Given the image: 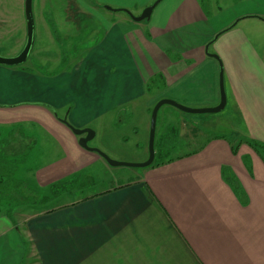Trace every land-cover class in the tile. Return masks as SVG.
Returning a JSON list of instances; mask_svg holds the SVG:
<instances>
[{
  "label": "crops",
  "instance_id": "crops-1",
  "mask_svg": "<svg viewBox=\"0 0 264 264\" xmlns=\"http://www.w3.org/2000/svg\"><path fill=\"white\" fill-rule=\"evenodd\" d=\"M169 1L142 22L91 9L97 19L92 37L62 40L74 52L51 75L0 66V123L10 128L4 150L17 163L15 172L20 158L35 157L33 129L50 133L52 150H59L33 179L36 187L55 186L52 209L23 206L11 217L0 214V264H23L30 255L42 264H264V153L246 143L264 144V59L242 31L235 32L242 21L263 28L264 14L214 15L202 5L212 0ZM82 15L66 13L65 19L79 31ZM221 32L209 47L219 61L206 46ZM220 63L230 92L225 109L238 119L227 128L235 140L213 135L171 162L101 191L82 182L79 174L110 166L82 148L68 125L93 130L94 141L98 125L104 129L100 120L124 122L128 108L146 98L148 111L163 99L215 107ZM156 80L160 87L147 95ZM189 131L199 132L183 121L177 140Z\"/></svg>",
  "mask_w": 264,
  "mask_h": 264
},
{
  "label": "rangeland",
  "instance_id": "rangeland-1",
  "mask_svg": "<svg viewBox=\"0 0 264 264\" xmlns=\"http://www.w3.org/2000/svg\"><path fill=\"white\" fill-rule=\"evenodd\" d=\"M144 1L146 2L148 0ZM151 1L154 2L145 4V2L139 3L138 0H33L34 45L28 60L21 66L27 71L41 76L51 75L53 70L60 71L58 68L60 62L67 59L66 56L69 58L70 52L71 54L74 52L70 44L64 45L62 40H67V42L71 40L81 43V41L87 39V37H92V31L90 30L97 19H95L96 15L91 13V9H96L97 12L102 14L107 13L110 17L114 16L115 18L126 19V17L129 16L128 12L132 16L138 17L143 13L144 5L151 6L157 0ZM169 2L174 1L170 0ZM202 5L207 14H211L210 11H212L214 15L218 14L220 11L227 12L228 14L237 11H243V13H255L256 11L257 13L264 14V0H212L210 4L202 2ZM208 5L211 7L208 8ZM76 11L78 14H80V12L86 14L85 16L82 15L78 17L77 24L79 23L82 26L79 31L77 25L67 23L65 19L66 13L68 17H70L74 16ZM250 22L252 21H242L235 32L242 31L247 36L257 54H260L264 59V26L263 28L250 26L248 24H254ZM84 23L85 25L88 23V27L87 25L84 26ZM26 42L27 22L25 17V0H0V56L3 58L18 56L25 48ZM213 46L214 45L211 47ZM211 51H213V49H211ZM15 68H20V66H16ZM155 86V89H157L158 86L160 87V80H156L149 84L147 95H149V91H153L152 88ZM225 92L226 96L228 95L230 97L229 90L225 88ZM155 94L156 92L151 95L154 96ZM147 100L146 98L139 102L138 107L133 105L132 108H128L127 112H130V114H124V122L122 118H117L113 126L112 121H109L112 120L109 116L100 120L99 124L103 123L104 129L98 125V139L92 140L90 144L96 145L94 148L105 153L113 161L131 164H139L147 161L149 157L151 117L154 109L153 107L148 111L145 106ZM186 107L192 108L191 106ZM231 110L232 109L228 106L227 109L218 114L194 115L182 112L170 105L162 106L158 112L157 119L155 140L156 153L159 151L161 142L160 133L165 134V129L169 126V128L176 132L178 130L180 131L183 121L189 123L193 129H198L199 132H196V134L198 133L197 135L190 131L188 134L183 132L181 136L184 139L177 140L175 137V139L170 140L168 143L171 147L167 154L168 157L184 155L186 152L196 149L198 145L205 142L213 135H225L229 140H235V137L228 132L227 129L229 128V122L231 124L233 121L238 120L234 112H232V114L230 113ZM210 120H215L216 123H209ZM218 120L219 123L221 122L220 125H218ZM22 126H20V129H24ZM8 129H10L8 126L1 125L0 123V141L8 137ZM33 131V137H36L37 140L35 145V157L33 158L25 155L23 158H20L22 161L19 164L17 172H15V168L18 167L17 163L8 161L6 156L7 153L2 152V155L5 156V161L8 163L9 167L13 169V174L11 176H15L20 180H27L30 178V183L34 188V177H36V174L41 168L50 166L52 161L58 158L59 150H52L50 143L53 140L50 133H46L45 131H43V133L38 129H33ZM199 133H201V135H199ZM169 135H171V132L168 130L167 137ZM194 137L195 139H192ZM186 138L192 140L188 143ZM44 140H48V143L46 144ZM103 164L106 168L108 167L106 162ZM93 169L96 168H91L79 174V178L85 183L90 181V185H94L95 191H101V189L114 186L119 181H130V179L141 174L146 168L110 166L109 169L107 168L106 170L103 168L101 172H96ZM6 175L8 177L10 176V174L7 173ZM51 186L52 185L37 186V191L41 195L51 194ZM52 202L31 207H33L32 209L35 212H39L43 208L50 210L52 209ZM16 207L15 205L9 208L3 206L5 210H3L2 214L11 215L12 212L14 213L17 211ZM26 208L27 206L23 207V209ZM18 218L20 220V217ZM29 248L31 249L30 244ZM29 248L27 247L28 250ZM31 257L34 256L30 255L28 259H24L23 264H42V261H39V259H31Z\"/></svg>",
  "mask_w": 264,
  "mask_h": 264
},
{
  "label": "water",
  "instance_id": "water-1",
  "mask_svg": "<svg viewBox=\"0 0 264 264\" xmlns=\"http://www.w3.org/2000/svg\"><path fill=\"white\" fill-rule=\"evenodd\" d=\"M163 0H157L153 5L147 7L143 13L138 16L134 17L129 12L128 14L135 22H142L145 20H149L153 14L154 9L158 6V4ZM25 17L27 22V42L23 51L16 57L13 58H3L0 56V66L6 67H16L23 65L27 60L32 51L34 45V17H33V0H25ZM237 22H235L230 28L224 30L223 32L228 31L229 29L233 28ZM219 33L215 36V38L208 43L206 46L207 55L217 59L220 61V58L217 55H213L209 53V47L218 39V37L223 33ZM221 64V63H220ZM164 105H170L178 110L194 115H206V114H218L224 111L227 105V97L225 92L224 86V72L223 67L221 64V73H220V103L211 108H190L179 104L178 102L171 100V99H163L160 100L154 107L151 117V127H150V135H149V157L148 160L139 163V164H131V163H122L111 160L105 153L100 151L99 149L93 148L89 146V143L95 138V132L91 129H77L68 125L71 131L74 133L75 136L79 137V145L88 150L90 152L98 154L101 158H103L107 164L111 167H131V168H148L150 167L156 158V151H155V138H156V127H157V119H158V112Z\"/></svg>",
  "mask_w": 264,
  "mask_h": 264
},
{
  "label": "trees",
  "instance_id": "trees-1",
  "mask_svg": "<svg viewBox=\"0 0 264 264\" xmlns=\"http://www.w3.org/2000/svg\"><path fill=\"white\" fill-rule=\"evenodd\" d=\"M169 131L171 132V135L168 137L166 135L160 139L161 142L159 145V151L156 153L155 161L151 166L161 165L166 161H172V158L168 157L167 155L169 153V148L171 147L168 142L172 139H175L176 131L171 128ZM5 142V140L0 141V214H2L3 210H5L3 209V206H6V208H9L12 205L17 207L40 206L45 203H50L55 198H57L58 196L56 195L54 185L51 186V194L41 195L37 191L36 186H34V188L32 187L30 181L18 180L11 176L13 174V169L9 167L8 163L5 161V156L2 155V152H5ZM246 143L255 149L259 154L264 153L263 143L253 140H247ZM237 146H232V151L234 154L237 153ZM6 173L10 174V176L8 177ZM12 215L13 212L11 215H8V217H11Z\"/></svg>",
  "mask_w": 264,
  "mask_h": 264
}]
</instances>
